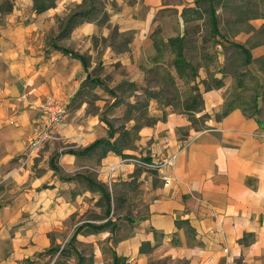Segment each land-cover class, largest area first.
Listing matches in <instances>:
<instances>
[{"label":"crops","instance_id":"obj_1","mask_svg":"<svg viewBox=\"0 0 264 264\" xmlns=\"http://www.w3.org/2000/svg\"><path fill=\"white\" fill-rule=\"evenodd\" d=\"M105 1L107 18L81 19L69 32L70 45L87 52L88 70L96 59L112 67L118 63L132 80L144 76V66L156 52L152 33L158 11L173 7L180 13L194 2ZM18 3L19 10L0 8V186L20 189L11 200L0 201V264H16L44 249L51 231L60 229L76 207L75 196L89 192L85 188L72 198L74 178L60 180L48 153L37 161L26 149L39 115L38 101L50 93L70 102L87 72L78 58L55 48L44 50L50 30L58 28L53 17L45 19L54 7L33 11L31 0ZM112 28L130 33L127 47L107 41L96 49L91 36L107 37ZM242 33L243 42L247 33L237 35ZM251 52L263 54L264 43ZM229 76L225 72L221 86L201 88L198 114L211 115L201 129L184 112L151 100L155 120L139 128L135 146L126 151L156 163L175 154L170 163L150 167L120 162L122 156L113 151L98 159L93 153L59 154L57 165L66 171L89 168L106 182L107 167L116 164L111 180L142 179L145 210L112 216L116 225L103 231L111 264L113 254L131 264H264V102H257L260 113L234 106L216 120L213 114L226 99ZM100 123L94 116L82 123L63 121L57 133L82 148L106 133Z\"/></svg>","mask_w":264,"mask_h":264},{"label":"rangeland","instance_id":"obj_2","mask_svg":"<svg viewBox=\"0 0 264 264\" xmlns=\"http://www.w3.org/2000/svg\"><path fill=\"white\" fill-rule=\"evenodd\" d=\"M18 1L19 0H0V8L9 10L12 6H14L16 10H19ZM31 1L32 10L34 11L35 9L38 11L36 4H38L40 0ZM255 1L257 2L254 6L255 9L264 12V0ZM105 2V0H95V10L93 17L104 19L105 14L107 16V11L104 9ZM47 3L52 2L48 0ZM88 3L89 0H54L53 4L46 7L50 9L54 7V9L52 10V13L45 16V19L53 17L58 27L54 31L51 29L46 38L47 41L44 45V50L46 52H48L50 48H54L52 45L53 42L72 48L70 45L71 38H69V33L68 35L62 37H59L58 34L61 29L64 28L68 16L75 10L89 8ZM200 6L201 8H204V2H201ZM218 10L219 27L222 32H225L226 26L228 25L227 19L229 18L231 21L233 17L232 12L230 9L225 8H219ZM156 15L158 23L152 33L154 40L160 42L165 40L168 36H173L186 30L184 56L189 59L192 64L198 66V75L196 78L191 82H185L184 80L176 77V84L173 85L170 81L169 75L166 73L167 70H170L173 74H175L174 67L170 64L173 54L169 51L164 54L161 63H147L148 65L144 66V76L138 80H132L130 77L125 76L124 73H126V67H121L120 64L118 65V63L114 64L112 67L103 64L98 61V59H96L95 64L91 69H89V71L90 75L100 79L99 81L101 83L82 82V84H84L81 87V91L68 103L64 102L63 99L56 97L60 102H62V104L65 105L66 114L60 120H58L50 135L46 136L43 140H40L37 143L33 150L35 160L39 161V159H41L44 154L48 153V163L50 158L53 157L54 162L57 164L58 157L61 152H64L68 149L81 148L80 145L76 146L74 144L75 142L68 139L67 137L65 138L58 135V124L63 121L82 123V121L89 116L97 117L98 122H102L99 124V126L101 125V127L106 129V133L102 136H107V121L113 122L114 126H119L122 123L130 125L132 122H134V118L139 122H145L150 121L155 117L154 115L150 114L149 107L151 100L155 99H148L145 94L142 93V88L144 86L151 88H163L161 92L163 95L162 103L157 104L160 106H165L164 102L170 101L173 103L170 105L172 108L180 109V103L183 102V98L187 95L192 84L198 82L199 87L203 88L204 85L200 79L204 77L207 78L208 82L213 83V78L219 74L220 67L223 65L225 66L224 71L226 72V75L229 76L231 74L232 63H224V53L226 54L232 52V46L227 44V46L223 48L222 46L215 43L216 40H220L221 42H226L228 40L230 41L232 40V36L230 39L222 38L220 35L212 37L213 35L210 33V25L207 21V15H204L201 19L189 21L187 24L182 20L180 13H178V11L173 7L159 10ZM249 21L257 26L264 22V18L255 17L251 18ZM230 25L232 27L231 22ZM244 35V33L237 35V40L243 38ZM130 37V33H119L115 28L111 29L107 37H99L96 35L91 36L92 43L98 50L101 47H104L107 41H111L112 43L116 42L114 43V47L125 49ZM53 38L55 40H52ZM51 40L53 42H51ZM85 54L87 55L86 51ZM147 56H149V54H147ZM90 65L91 63L89 59V66ZM230 77L231 81L225 90V97L228 100H230L234 94L232 91V75H230L229 78ZM260 78L261 75H259V79ZM124 81H135L136 85H128ZM254 84V80H249L247 85L248 87L243 88L242 90L239 88L234 90L236 92L240 91L242 96H245L252 92V86ZM109 88H113L114 93H111ZM49 94L50 93H47L45 96ZM45 96H43L40 100H42ZM135 101L141 103L148 102L146 113L140 114L141 111L133 109L131 111V116L133 119L127 120L126 108L128 107V103ZM257 102H261L259 97ZM40 122V116L38 115V118L33 125L31 139L27 143V151L31 150V140L34 134L37 136L41 133V131H38V133L36 132L37 125L40 126L41 129V125H39ZM197 125H199V122H197ZM77 128L82 130L87 127L78 126ZM99 130L98 134L102 131L100 128ZM134 146L135 141L131 147ZM93 158L98 159L96 152ZM37 161H35V163ZM56 172L58 173V178L60 180L67 178V176H73L75 183L73 188L75 189L74 192L76 193L71 195L72 198H74V196L78 193H82L85 188L88 189L89 192L85 193L84 195L81 194L75 196L76 207L66 217V219L63 220L60 229L51 231V235H49L50 243L44 247V249L32 254L28 258L19 260L16 264H111L110 257L112 255L106 238H103V231L107 228L113 229L116 225V219L120 218L121 216L133 214V212L136 214L142 213L145 210V204L142 198L144 191L143 187L141 186L142 179L131 177L126 180H110V183L106 181L105 183L111 191L112 199L111 212L108 216H110V218L114 216L116 219L112 220L107 226L99 230H92V228L89 226L84 225L78 230L76 237L72 239L71 236L73 232L82 222L86 223L85 221L87 220L94 222V224H101L105 222L108 217L104 212L105 202L103 200H98L100 193L96 190H91L89 188L88 182L84 178L87 175L96 178L94 170H90L89 168H81L66 171L65 169H60V166H58V170ZM46 185L47 184H43V186ZM17 191H20V189H15L13 185H7L4 188H1L0 186V201L11 200V198L18 193ZM64 192H67V190H64ZM98 248L100 249V253L96 255L95 251ZM60 250L61 252L59 253Z\"/></svg>","mask_w":264,"mask_h":264},{"label":"trees","instance_id":"obj_3","mask_svg":"<svg viewBox=\"0 0 264 264\" xmlns=\"http://www.w3.org/2000/svg\"><path fill=\"white\" fill-rule=\"evenodd\" d=\"M48 0H40L38 4H36L38 10H42L49 5L53 4L54 0H50L52 3H47ZM103 1V0H102ZM204 2V8H201L200 3ZM255 0H194L192 5H185L182 7L180 11V15L182 20L187 24L189 21H194L203 18L204 15H207V21L210 25V33L215 37L216 35H220L222 38L230 39L232 36V40L223 41L216 40L215 44H218L225 48L228 45L232 46V52L224 53V63L227 62L229 64L232 63V72L231 75L234 79L232 84L233 96L230 100L225 99L220 110L214 112L213 116L216 120L220 119L224 116L230 109L234 106H240L242 109L250 114L260 113L261 107L257 105L258 97L260 100L264 102V53L260 55L254 56L251 52V48L257 45L264 43V22L259 25L252 24L249 20L255 17H263L264 12H261L255 9L256 5ZM89 8L87 9H79L73 11L68 18L66 19L64 28L59 32V37L66 36L70 32V30L78 23L81 19H92L94 18V10H95V0H89ZM219 8L230 9L232 12V19H227V26L225 32H222L219 27ZM107 18L106 14L104 21ZM232 23V27L230 25ZM240 32L247 33V38L245 41H239L235 39V35ZM185 34L186 30L177 33L173 36H168L165 40L156 41L154 40V47L156 48V52L152 57V62L157 64L162 62V58L164 54L169 51L173 54L171 58L170 64L174 67L175 74H173L170 70H167V75L170 77V81L173 85H175V78L184 80L185 82H191L198 75V66L191 63L189 59L184 56V43H185ZM222 40V39H221ZM53 47L60 50L62 53L70 55L72 57L78 58L81 61L83 68L86 70V77L84 79L85 82H96L99 83L100 79L95 78L90 75L89 67V57L85 53H80L72 48L67 46L60 45L58 43L53 42ZM225 66L220 67L221 76L214 77L213 83L208 82L207 78H201L200 81L203 83V89H209L211 87L221 86L223 84V75ZM240 68V69H239ZM256 71V72H254ZM259 75L261 78L259 79ZM249 80H254L255 84L252 86V92L249 94L242 96V93L236 92L234 89L239 88L242 90L243 88L248 87ZM128 85H136L135 81H124ZM83 83V84H84ZM101 83V82H100ZM82 84V85H83ZM81 85V87H82ZM162 90L163 88H151L144 86L142 88V93L148 99H155L157 103H162ZM81 91L79 89L78 93ZM111 93H114L113 88H109ZM78 93L76 95H78ZM148 102H129L128 107L126 108V119H133L131 116V111L133 109H137L141 113H146ZM165 105H172L173 103L170 101L164 102ZM203 105V96L202 89L199 87L198 82L192 84L190 89L188 90L187 95L183 98V102L180 103V109H177L181 112H184L188 119L191 122V125L195 127V129H201L206 127V121L211 115L208 112H201L197 115L198 112L202 111ZM264 105V104H263ZM247 107V108H246ZM175 109V108H173ZM155 120V117L150 121L139 122L134 118V122L130 125L125 123L120 124L119 126H114L113 122L107 121L108 125V133L107 136H102L95 138L89 144L84 146L81 149H68L66 152L72 153H97V157H101L105 155L108 151H113L116 154H120L121 156L132 155L126 151V149L131 148L133 142L138 137V130L141 126L150 124ZM199 122V125H197ZM54 158H50V166L57 171L58 165L54 162ZM73 178V176H67L65 179ZM85 180L89 184V188L91 190H96L100 193L98 198L99 201L105 202V215L108 216L111 212V191L107 184L97 178H93L89 175L84 177ZM110 216L107 217L105 222L101 224H94L92 221L82 222L77 226L75 231L72 234V239L76 237V233L79 229H81L84 225L89 226L92 230H99L107 226L111 222ZM112 229V228H110ZM143 249V243L142 247ZM61 250L59 251V253ZM28 258V257H26ZM112 264H131L126 258L122 256H118L117 254H113Z\"/></svg>","mask_w":264,"mask_h":264},{"label":"built area","instance_id":"obj_4","mask_svg":"<svg viewBox=\"0 0 264 264\" xmlns=\"http://www.w3.org/2000/svg\"><path fill=\"white\" fill-rule=\"evenodd\" d=\"M37 105L40 110L39 116L41 122L39 123V125H41V129L40 126L37 125L36 132L38 133V131H41V133L38 134L37 136L36 134H34L31 140V150L29 152L34 150L35 146L40 140H43L46 136L50 135V133L56 126L58 120H60L66 114L65 105L62 104V102H60L58 98H56L51 94L45 96L42 100L38 102ZM174 157L175 154H172L170 157L163 158L161 162L156 163L149 161L145 157V155L132 154L128 156H122L120 158V162L129 161L137 165L151 167V166H159L164 163H170ZM107 169H108L107 181L110 183L112 176L111 172L116 169V164L109 165Z\"/></svg>","mask_w":264,"mask_h":264}]
</instances>
